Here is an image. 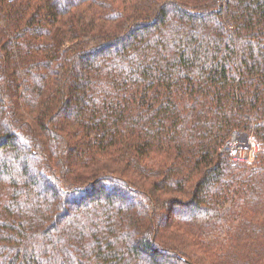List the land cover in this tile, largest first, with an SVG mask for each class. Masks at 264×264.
I'll return each mask as SVG.
<instances>
[{
	"label": "trees",
	"instance_id": "16d2710c",
	"mask_svg": "<svg viewBox=\"0 0 264 264\" xmlns=\"http://www.w3.org/2000/svg\"><path fill=\"white\" fill-rule=\"evenodd\" d=\"M264 0H0V264H264Z\"/></svg>",
	"mask_w": 264,
	"mask_h": 264
},
{
	"label": "built area",
	"instance_id": "2783aa9c",
	"mask_svg": "<svg viewBox=\"0 0 264 264\" xmlns=\"http://www.w3.org/2000/svg\"><path fill=\"white\" fill-rule=\"evenodd\" d=\"M234 163H253L264 146L254 132L233 131L222 146Z\"/></svg>",
	"mask_w": 264,
	"mask_h": 264
},
{
	"label": "rangeland",
	"instance_id": "374dc122",
	"mask_svg": "<svg viewBox=\"0 0 264 264\" xmlns=\"http://www.w3.org/2000/svg\"><path fill=\"white\" fill-rule=\"evenodd\" d=\"M247 132H249V131H247Z\"/></svg>",
	"mask_w": 264,
	"mask_h": 264
}]
</instances>
